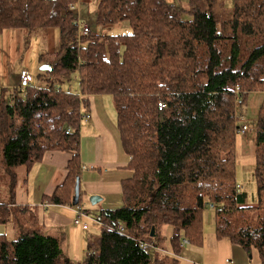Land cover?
I'll return each instance as SVG.
<instances>
[{
	"label": "trees",
	"instance_id": "16d2710c",
	"mask_svg": "<svg viewBox=\"0 0 264 264\" xmlns=\"http://www.w3.org/2000/svg\"><path fill=\"white\" fill-rule=\"evenodd\" d=\"M75 1L0 0V34L23 29L29 38L55 30L60 38L58 52L42 55L52 66L39 74L46 85H32L26 94L0 89V159L10 194L0 202V224L29 210L13 208L17 168L30 171L49 151L73 153L64 183L49 199L73 205L82 112L91 95L110 94L132 175L123 180L122 205L96 214L101 232L89 240L83 264H170L162 228L172 227L174 255L184 239L202 244L203 213L211 204L217 237L250 254L257 249L264 261V101L256 121L255 204L236 180V137L248 129H238L246 123L239 124L237 99L264 93V0H233L230 16L217 0H189L186 7L99 0L87 20L69 8ZM80 20L89 22L87 35L80 34ZM124 22L131 33L94 28ZM74 72L80 94L58 85ZM19 234L0 233V264H73L59 237L30 228ZM144 241L154 247L144 249Z\"/></svg>",
	"mask_w": 264,
	"mask_h": 264
},
{
	"label": "crops",
	"instance_id": "0c3cea01",
	"mask_svg": "<svg viewBox=\"0 0 264 264\" xmlns=\"http://www.w3.org/2000/svg\"><path fill=\"white\" fill-rule=\"evenodd\" d=\"M90 14L87 16H91ZM35 35L42 36L47 42L45 43L47 45L46 52L41 53L39 60L35 58L30 63L31 66H35L37 63L41 70V66L46 64L42 55L56 53L60 50L59 32L51 30L40 32L33 36ZM28 41L29 38L23 29L10 28L0 34L1 90L3 88H15L18 85V77L22 69H28L32 73L30 66L25 65L28 53L25 48H27ZM38 76L44 80V83H47L42 78V75ZM13 78H15V81H13ZM79 81L78 79V83ZM80 92L79 85V90L75 93L80 94ZM107 95L110 94L91 95L89 97V108L85 110L91 114V117L81 126L79 204L83 202L84 196L88 200L91 196H98L100 199L95 204H92L90 201L91 206L87 207L88 210L86 209L90 214L92 212L95 217L101 210H112L122 205V183L124 179L132 175V170L129 166L130 157L122 147L121 136L117 126V111L112 110V107L108 106L110 99H112L111 102L113 103L114 100L111 95L108 96L107 100H104L103 96L106 97ZM72 155L73 153L70 151H49L45 154L43 160L35 164L30 171L26 167L17 168V183L14 193L15 204L13 208L16 209L18 206L29 208V210L22 209L20 212H16L17 214L14 216H20L21 224L19 223L17 228L19 229L18 234L23 229L30 228L41 230L45 234L57 236L61 239L64 258L71 260L68 256L71 257L74 254L75 259L78 260V264H83L88 251V249L83 247H87L89 240L94 238L93 235L90 234L86 241H83L84 234L86 235V231L89 228L83 230L74 223V210L57 206L61 204L54 205L49 200L50 195L53 194L57 187L64 183L68 173L67 165ZM238 185L241 188L240 191L244 192L242 191L244 186L239 182ZM9 198V191L6 190L5 197L0 202H6ZM53 207L56 209H52ZM60 208L69 210V213L63 215V211ZM37 210H40V213ZM215 211V208H207L203 213L202 244H195L188 239H184L187 241L184 242L183 240L181 252L178 255L172 254L170 250L169 237L172 232H165L167 226L162 228L161 233L167 239V242L163 241V244L165 252L170 254V264H227V260L229 259L233 264H264L257 249H253L250 254L242 245L232 242L229 238L217 237ZM29 213L34 218L32 219L34 222L27 221L26 224L29 227H25L21 219ZM10 221L0 224V233H5L7 237ZM71 224L78 226L81 233L79 240L74 238V243L66 238L65 231H61L64 227L74 229ZM36 225L39 227L35 228ZM80 240L79 244L78 241ZM65 244L64 251L63 245Z\"/></svg>",
	"mask_w": 264,
	"mask_h": 264
},
{
	"label": "rangeland",
	"instance_id": "374dc122",
	"mask_svg": "<svg viewBox=\"0 0 264 264\" xmlns=\"http://www.w3.org/2000/svg\"><path fill=\"white\" fill-rule=\"evenodd\" d=\"M98 1L99 0H86L83 2V0H81L80 2H77L76 6L78 8L80 17L83 19H86L85 17L89 15L90 13H91L90 15L93 16L97 10ZM167 1L171 3L174 2L182 6H187L189 0H167ZM216 6L218 9H220V11H221V8L225 6V11L230 16L232 14L231 12H232L233 0H217ZM94 28L97 32L106 33V34H125V33L132 32V29L127 22L112 24V25H107V26L95 25ZM36 34H38V32ZM45 43L47 42L42 36L31 35L29 37L27 48H25L28 52L26 55V60H25L27 63H25V65L30 66V69L32 70L31 75H32V80H33V83H32L33 86H37V85L44 86L45 84H47V83H44V80H42L38 76L40 73H42L40 70V66L37 63L35 64V66H31L30 64L31 60L35 58L39 60L41 58V53L46 52L47 45ZM78 79H79L78 72L71 73L68 77L64 78L61 82H59L58 84L59 88L64 91H71L75 93L76 91L79 90L80 82L78 83ZM13 81H15V78H13ZM108 96L110 95H107L106 97L103 96V99L107 100ZM111 100L112 99H110V102H108V106H110V108L112 107V110L115 111L116 110L115 105L113 102H111ZM263 101H264L263 92H252L248 96L246 101H244V103H241L237 107V111H236L237 114L239 111L245 115V120L239 122V124L246 123L248 126V129L245 133L238 132L237 137H236V180L237 182H239L240 184L244 186L242 191L246 193L247 203L249 204H255L257 200L256 199L257 184H256L255 175H254L255 165H256V159H255L256 121H257L258 111ZM83 111H86V110L83 109ZM83 123L84 121L81 122V126H83ZM80 133L82 136L81 128H80ZM4 167L5 166L2 164L1 159H0V194H1L0 201H3L1 199L5 197L6 190L9 191V184H8L9 176L6 174ZM80 203L82 204V207L87 210H88L87 207L91 206L90 199L88 200L86 196L83 197V202H80ZM57 206H61L69 210L70 209L73 210L74 205L70 206V204H61ZM52 209H56V208L53 207ZM60 210L63 211V215H66L67 213H69V210H65L61 208ZM37 212L40 213V210H37ZM75 216L76 214L74 212L73 217ZM90 216H92L94 220L93 219L88 220L87 218H85V221L88 223L89 229L86 231V235L84 234L83 241L84 240L86 241V239L88 238L90 234L93 235V237L98 236L101 231V224L95 219V215L91 212ZM32 219L34 218L32 217L31 213H29L25 217H22L21 220L25 227L26 226L29 227V225H27L26 223L27 221L34 222ZM19 223L21 224L20 216H16V217L13 216L11 218V221L9 223L10 225L8 227V230H9L8 237L10 239H16L20 235L18 234L19 229H17L19 226ZM71 225L74 229L72 228L67 229L65 227L63 229L61 228L60 229L63 232L65 231L66 238L72 241V243H74V238L79 240V238L81 237V233L79 230L80 228L78 226L74 224H71ZM38 227H39L38 225L35 226V228H38ZM165 232L171 233L172 227L167 226ZM80 242L81 240L78 241L79 244ZM164 242L165 243L167 242V239L165 237H164ZM64 246L66 247V244L63 245V249L65 251ZM76 248H77V245H76ZM83 248L87 249V247H83ZM68 257L71 259V262L73 264H78L77 262L78 260L75 259L74 254L73 256L71 257L68 256Z\"/></svg>",
	"mask_w": 264,
	"mask_h": 264
},
{
	"label": "built area",
	"instance_id": "2783aa9c",
	"mask_svg": "<svg viewBox=\"0 0 264 264\" xmlns=\"http://www.w3.org/2000/svg\"><path fill=\"white\" fill-rule=\"evenodd\" d=\"M80 1L81 0H76L75 2H73L72 4L69 5V8L72 11L77 12V14L79 13V11H78V8L76 6V3L80 2ZM79 25H80V34L87 35L91 29L89 22L86 20H83V21L80 20ZM31 86H32L31 72L28 69H23L19 73L18 85L16 87L20 88L26 94V90ZM237 92L238 93L241 92L239 88H237ZM237 103H238V105H240L241 103H243V101L241 99H237ZM162 108H163V104L159 103V109H162ZM237 116L241 121L245 120V115L239 111H238ZM90 117H91V114L89 112H86V111L82 112V121L86 122L90 119ZM247 128L248 127L246 124H242L239 127V129L242 131H245ZM70 131H71V129H68L67 132H70ZM237 187H238V190L241 189L239 185ZM209 208H214V205L213 204L209 205ZM73 210L76 214V216L74 217V223L76 225L80 226L83 230L88 229V223L85 221V218L93 219V220H94V218H92V216H90V213L86 209H84L81 204L74 205ZM95 219L101 224L100 220H98L96 217H95ZM117 230L122 234H126V235L128 234L127 229L125 228L124 224H119L117 226ZM186 241L187 240H184V242H186ZM140 244L144 249H150V248L154 247L153 243L147 242V241L141 242ZM92 253H93L92 251L89 252V254H92ZM227 264H233V262L229 259V260H227Z\"/></svg>",
	"mask_w": 264,
	"mask_h": 264
},
{
	"label": "water",
	"instance_id": "95a60500",
	"mask_svg": "<svg viewBox=\"0 0 264 264\" xmlns=\"http://www.w3.org/2000/svg\"><path fill=\"white\" fill-rule=\"evenodd\" d=\"M52 66L50 64H44L41 66V70H50ZM79 199H80V182L77 179L76 184H75V194L73 196V205L79 204ZM98 196H91L90 201L92 204H95L98 201ZM152 235H154V230L152 229Z\"/></svg>",
	"mask_w": 264,
	"mask_h": 264
}]
</instances>
